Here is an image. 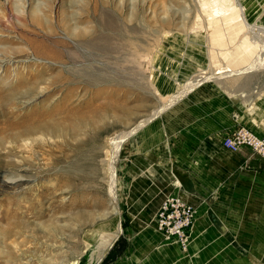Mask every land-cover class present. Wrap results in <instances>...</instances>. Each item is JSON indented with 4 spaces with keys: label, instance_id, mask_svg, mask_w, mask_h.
Returning <instances> with one entry per match:
<instances>
[{
    "label": "rangeland",
    "instance_id": "rangeland-1",
    "mask_svg": "<svg viewBox=\"0 0 264 264\" xmlns=\"http://www.w3.org/2000/svg\"><path fill=\"white\" fill-rule=\"evenodd\" d=\"M36 4L39 13L61 9L71 15L69 23L83 34L112 17L124 51L117 59L76 62V71L83 64L97 67V80L77 71L73 90L60 89L51 77L61 66L46 72L44 65L54 63L34 55L28 40L46 52L55 47L52 39L67 36L59 31L50 38L27 18ZM71 65L65 61L64 69ZM217 72L188 89L190 81ZM30 86L33 92L21 96ZM239 92L261 102L264 0H0V122L4 112L16 122L46 116L40 123L45 130L0 133V264H97L128 223L119 194L120 174L131 167V142L136 150L137 142L144 146L158 135L167 140L169 122L200 120L212 103ZM132 129L110 168L108 138ZM7 161L25 167L34 181L6 187L1 179L10 169ZM250 229H261L255 242L261 253L252 238L249 244L234 240L249 253V264H264L263 206L261 222ZM127 243L117 238L98 264H111Z\"/></svg>",
    "mask_w": 264,
    "mask_h": 264
},
{
    "label": "crops",
    "instance_id": "crops-1",
    "mask_svg": "<svg viewBox=\"0 0 264 264\" xmlns=\"http://www.w3.org/2000/svg\"><path fill=\"white\" fill-rule=\"evenodd\" d=\"M263 94L259 105L243 92L231 100L219 98L200 120L169 122L167 140L154 136L144 146L137 142L136 150L131 142V167L120 174L119 194L128 223L114 239L128 243L111 264H249V253L234 239L249 244L252 238L261 253L255 243L261 229L251 232L250 225L261 222L264 162L247 147L225 148L223 140L240 126L264 135ZM174 167L185 174L188 187L179 183ZM167 196H178L195 209L184 249L164 240L156 227V212ZM234 223L247 227L241 230Z\"/></svg>",
    "mask_w": 264,
    "mask_h": 264
},
{
    "label": "bare ground",
    "instance_id": "bare-ground-1",
    "mask_svg": "<svg viewBox=\"0 0 264 264\" xmlns=\"http://www.w3.org/2000/svg\"><path fill=\"white\" fill-rule=\"evenodd\" d=\"M62 10H64V9H62ZM46 11L47 10H45V11L43 10L41 13H39V7H38V4H36V6L33 7V9L31 10V13H29V16H27V18L31 19L34 23L40 25L44 30H46V32L48 34V35L47 34L46 35L48 37L51 38V36H53L56 33L58 34L59 31H61L63 34H65L67 36V38L52 39L51 43L55 47L49 48L46 52H43L42 51L43 49H39L38 47H41V46L38 45L33 40H28V41L31 45L30 48H31L32 53L34 55L48 59L52 63H54V64L44 65L46 72L53 71L57 65L61 66V69H59V71H57L51 77V82L62 83V85H59V86H61L60 89L64 88L67 92L69 90H71V91L73 90L75 84H73L71 80H72V78H74L76 76L77 71H83L82 73H85L89 80H97V77L95 76L96 73L94 71V69H96L97 67L92 66L90 64H88V66L85 65V67H84L83 66L84 64H83L76 71L75 68L79 67V66L74 65V64H76V62L89 61V59L92 60V59L97 58V57H99V58L103 57L105 59V58H108L109 56H112L113 58L117 59L119 53H122V51H124V49H125V44L121 43L120 38H118V37H120V34L117 32L118 24L110 16H106V15L104 17L102 16L103 18L100 19L102 21V23L100 22L101 24L99 23L98 26H92L91 28H93V29L90 28V31L87 34L86 33L83 34V33L78 31L76 22H75L76 24L69 23V18H68L69 15L67 16V13H65V12L63 13L61 11V9H59L55 14H52L51 12L48 13ZM24 17L26 18V16H24ZM86 18L87 17L81 18L80 19L81 22L87 21ZM57 27H59L61 29L58 30ZM121 36H123V35H121ZM73 40H76V42H74ZM77 44L83 47L84 53L87 54L86 56L83 55V52L77 51L76 46H75ZM65 61H69V63L72 64L71 67L64 69ZM253 65L255 66V64H253ZM106 68H108V67L106 66ZM254 68H253V70H254ZM219 73L218 72L213 73L210 76L201 77L197 80L190 81L189 82L190 85H189L188 89H192L193 87H196L198 84H200L202 82L212 80L213 78L217 77L218 75H216V74H219ZM32 87L30 86L29 88H27V90H24V92H22L21 96L29 95L30 93H32L34 90V89H32ZM54 89L56 91L59 89V87L56 86ZM19 91H20L19 89L12 91L10 94V98L14 99V96L19 94L18 93ZM181 96H182L181 93L178 95H175L174 98L169 99L170 102H168V104L170 105L172 102L176 101ZM162 106H165L164 102H163ZM3 115L5 118L3 119L2 122H0V133H4L8 130L12 131L14 129L20 128L21 130H17L16 132H14L10 135L25 136V135H31V134L36 133V132L41 131V130H45L40 124L42 122V120L44 121V118L46 117L44 115V113L37 115L34 120H28L25 122H16L15 120L11 119L10 117H7V112H4ZM152 118H153V115H151V117H149V118L143 119L142 120L143 124H141L140 127L145 125L147 122H150V120H152ZM140 127H138V128H140ZM138 128H136L135 130H137ZM133 130L134 129L129 130L128 131L129 133L123 132V135L120 134V132H117L108 138V144H109V147L111 149V154H110V157L108 156V158H107L108 161H107V159H105V161L108 162L107 163L108 166L110 164V166H109L110 168L114 167L113 166L114 163L112 161L115 160L114 158H115L116 154L118 153L121 141L124 140L127 136H129L131 134V132L135 131V130L134 131ZM50 131H52V129H50ZM35 141H36L35 139L34 140L32 139L31 143H37ZM1 163L2 162L0 161V164ZM4 164L6 166H10V169L8 170V172H4L3 178L1 179V182L4 183V185L6 187L19 185V184H21V181H23V180L25 181V183L34 181V177L29 176L27 174V169L25 167L20 166V165L16 166L15 164H12L11 161L10 162L7 161ZM158 232H159V230H158ZM94 234L95 235L93 237L96 236L97 232H95ZM87 240L89 242L88 245L92 243L91 238H88ZM82 252H85V251H82ZM73 264H76V263L74 262Z\"/></svg>",
    "mask_w": 264,
    "mask_h": 264
},
{
    "label": "built area",
    "instance_id": "built-area-1",
    "mask_svg": "<svg viewBox=\"0 0 264 264\" xmlns=\"http://www.w3.org/2000/svg\"><path fill=\"white\" fill-rule=\"evenodd\" d=\"M223 146L231 151L247 147L264 162V135L240 126L223 140ZM194 207L178 196L165 197L157 212L156 226L164 240H173L181 248L189 243V229L194 220Z\"/></svg>",
    "mask_w": 264,
    "mask_h": 264
},
{
    "label": "water",
    "instance_id": "water-1",
    "mask_svg": "<svg viewBox=\"0 0 264 264\" xmlns=\"http://www.w3.org/2000/svg\"><path fill=\"white\" fill-rule=\"evenodd\" d=\"M173 173H174V175L177 177V179L179 180V182L183 185V186H186V187H188L189 185H188V180H187V178L185 177V174H181V173H179L177 170H176V168L174 167V169H173ZM115 241V240H114ZM114 241L112 242V244L110 245V247L107 249V251L112 247V245H113V243H114ZM107 251L105 252V254L107 253ZM104 254V255H105ZM104 255L101 257V259L104 257ZM101 259L99 260V262L101 261ZM98 262V263H99ZM97 263V264H98Z\"/></svg>",
    "mask_w": 264,
    "mask_h": 264
}]
</instances>
